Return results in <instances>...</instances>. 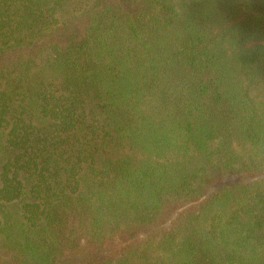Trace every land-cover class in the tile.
<instances>
[{
    "label": "trees",
    "instance_id": "1",
    "mask_svg": "<svg viewBox=\"0 0 264 264\" xmlns=\"http://www.w3.org/2000/svg\"><path fill=\"white\" fill-rule=\"evenodd\" d=\"M0 264H264V0H0Z\"/></svg>",
    "mask_w": 264,
    "mask_h": 264
}]
</instances>
